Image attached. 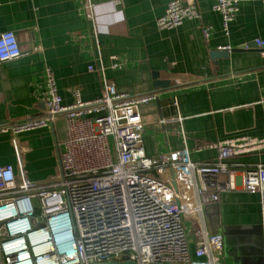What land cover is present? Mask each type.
Masks as SVG:
<instances>
[{
	"label": "crops",
	"instance_id": "0c3cea01",
	"mask_svg": "<svg viewBox=\"0 0 264 264\" xmlns=\"http://www.w3.org/2000/svg\"><path fill=\"white\" fill-rule=\"evenodd\" d=\"M171 1L122 0L114 7L109 0H0V33L12 32L21 53L0 65V127L46 113L49 75L63 105L73 102L76 89L83 101L99 97L104 77L120 93L155 94L138 108L147 157L187 150L191 162L208 164L217 162L211 144H251L227 163L264 165V48L254 46L264 42V3L241 2L225 34L211 8L216 0H196L199 21L159 29L156 21ZM203 28H210L207 38ZM226 46L233 50H218ZM15 137L0 136L2 164L15 165ZM18 137L32 179L59 169L52 129ZM218 181L223 186L228 176ZM235 185L218 192L216 201L211 191L203 194V226L223 242L215 262L262 264L259 197L242 190L238 177ZM195 229L185 224L191 248Z\"/></svg>",
	"mask_w": 264,
	"mask_h": 264
},
{
	"label": "built area",
	"instance_id": "2783aa9c",
	"mask_svg": "<svg viewBox=\"0 0 264 264\" xmlns=\"http://www.w3.org/2000/svg\"><path fill=\"white\" fill-rule=\"evenodd\" d=\"M248 1L264 3L212 4L225 34L238 5ZM109 2L117 7L122 0ZM92 9L88 4L89 18ZM187 20H200L196 0H173L156 26L172 29ZM209 30L203 28L205 38ZM254 43L264 48L263 41ZM20 56L14 34L0 33V65ZM48 82L46 113L0 127V136L52 129L60 150V179L44 186L29 182L17 141L10 139L15 165L0 160V264H216L223 242L220 234H209L203 226V194L211 191L209 199L216 201L218 192L235 190V177L242 190L258 195L264 214V165L227 163L237 151L253 148L251 144H211L217 162L208 164L191 162L187 150L149 158L138 108L155 100V94L120 93L103 77L99 97L83 101L76 89L73 102L63 105L50 75ZM222 174L228 176L223 186L218 181ZM186 223L196 225L193 248ZM261 248L264 264V231Z\"/></svg>",
	"mask_w": 264,
	"mask_h": 264
},
{
	"label": "rangeland",
	"instance_id": "374dc122",
	"mask_svg": "<svg viewBox=\"0 0 264 264\" xmlns=\"http://www.w3.org/2000/svg\"><path fill=\"white\" fill-rule=\"evenodd\" d=\"M21 136V135H20ZM16 139H19L18 136L15 137ZM19 149V148H18ZM19 151V150H18ZM60 169V168H59ZM58 167H53L48 176H44V175H39V177L37 179H32L29 176V171L27 169L24 168V174H25V178L33 183L36 186H44V185H49V184H54L57 183L60 179V172H59ZM16 183H19V179L16 177Z\"/></svg>",
	"mask_w": 264,
	"mask_h": 264
},
{
	"label": "water",
	"instance_id": "95a60500",
	"mask_svg": "<svg viewBox=\"0 0 264 264\" xmlns=\"http://www.w3.org/2000/svg\"><path fill=\"white\" fill-rule=\"evenodd\" d=\"M254 46H256L255 44H254ZM248 48H250V47H248ZM256 48V47H255ZM169 175L171 176V178L172 179H174L175 178V174H174V172L172 171V170H170L169 171ZM174 186V185H173ZM111 264H117V263H111ZM119 264V263H118ZM121 264H132V263H121ZM263 264V263H262Z\"/></svg>",
	"mask_w": 264,
	"mask_h": 264
},
{
	"label": "trees",
	"instance_id": "16d2710c",
	"mask_svg": "<svg viewBox=\"0 0 264 264\" xmlns=\"http://www.w3.org/2000/svg\"><path fill=\"white\" fill-rule=\"evenodd\" d=\"M208 193H209V192H208ZM208 193H207V194H208ZM209 194H210V193H209Z\"/></svg>",
	"mask_w": 264,
	"mask_h": 264
}]
</instances>
